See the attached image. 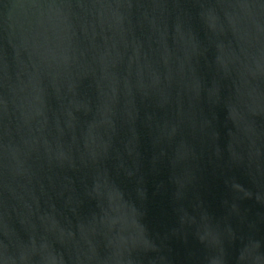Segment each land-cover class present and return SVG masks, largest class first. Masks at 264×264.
I'll use <instances>...</instances> for the list:
<instances>
[{
  "label": "water",
  "instance_id": "water-1",
  "mask_svg": "<svg viewBox=\"0 0 264 264\" xmlns=\"http://www.w3.org/2000/svg\"><path fill=\"white\" fill-rule=\"evenodd\" d=\"M0 264H264V0H0Z\"/></svg>",
  "mask_w": 264,
  "mask_h": 264
}]
</instances>
